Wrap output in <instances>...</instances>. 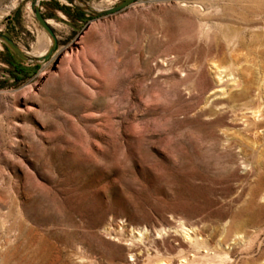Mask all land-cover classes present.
Listing matches in <instances>:
<instances>
[{
  "label": "rangeland",
  "instance_id": "obj_1",
  "mask_svg": "<svg viewBox=\"0 0 264 264\" xmlns=\"http://www.w3.org/2000/svg\"><path fill=\"white\" fill-rule=\"evenodd\" d=\"M39 5L48 61L16 81L0 42L12 264H264V0H139L98 19ZM0 32L51 45L31 0H0ZM213 64L233 78L220 92Z\"/></svg>",
  "mask_w": 264,
  "mask_h": 264
},
{
  "label": "water",
  "instance_id": "obj_2",
  "mask_svg": "<svg viewBox=\"0 0 264 264\" xmlns=\"http://www.w3.org/2000/svg\"><path fill=\"white\" fill-rule=\"evenodd\" d=\"M41 0H31V10L35 16L36 21L41 26V28L49 35L51 39V45L48 48L47 52L43 56H37L32 54L31 52L25 50L20 45H18L13 39L8 37L7 35L0 32V42L4 43L5 46L22 62L29 65L39 66L42 63L48 61L58 47V40L53 28L48 24L45 16L43 15L40 3ZM69 4L70 6L77 9L79 12L85 14L88 17L98 19L106 16H110L116 14L131 5L137 3L139 0H124L119 4L115 5L112 8L108 9H96L91 6L89 3L83 0H62Z\"/></svg>",
  "mask_w": 264,
  "mask_h": 264
},
{
  "label": "bare ground",
  "instance_id": "obj_3",
  "mask_svg": "<svg viewBox=\"0 0 264 264\" xmlns=\"http://www.w3.org/2000/svg\"><path fill=\"white\" fill-rule=\"evenodd\" d=\"M91 6H93L94 8H96V9H102L101 7H99V6H97V5H92V4H90ZM48 24H49V22H48ZM44 42V41H43ZM46 44V43H45ZM45 47V46H44ZM49 47V46H48ZM46 49V48H45ZM48 49V48H47ZM47 49L46 50H44L43 52H41V53H39V54H35V53H32V54H34V55H37V56H43V55H45V53L47 52ZM213 68H215L216 69V71L217 72H220V67L218 66V65H216V64H213ZM222 73H224V72H220L219 73V78H217V88L215 89V91L216 92H220L221 90H222V84L224 83V82H228V81H232V79L233 78H231V76L232 75H227V74H225L224 76H223V74ZM232 83H235V82H232ZM234 85V84H233ZM252 86V85H251ZM245 91H243V92H240V93H238V94H236V95H234V96H238L240 99H242V100H246L247 98H248V94L250 93V91L252 90L251 89V87L250 86H246L245 88ZM257 91H258V96H260L261 95V90H260V86H259V88L257 89ZM260 99V98H259ZM247 104L245 103V104H243V106H246ZM245 121H244V125H245ZM251 124V122L248 124V125H250ZM254 124V123H253ZM256 137V136H255ZM14 226V225H13ZM12 226V227H13ZM18 227V226H17ZM14 228V227H13ZM16 229V228H15ZM19 230V229H18ZM14 231V230H13ZM42 236V235H41ZM9 239H7L6 240V242L8 241ZM40 240V239H39ZM3 241V240H2ZM5 241V240H4ZM9 242V241H8ZM33 243V242H32ZM37 244V243H36ZM10 246V245H9ZM6 247V244H4V242H0V264H12V262L15 260V257L13 256V255H9L8 254V252L9 253H11L10 251H4V248ZM8 248V247H7ZM20 248V247H19ZM9 249V248H8ZM7 249V250H8ZM30 250V249H29ZM13 251V250H12ZM17 251V250H16ZM15 252V251H14ZM17 253V252H16ZM192 262V261H191ZM165 264V263H164ZM179 264H190L189 263V260L187 259V258H183L180 262H179Z\"/></svg>",
  "mask_w": 264,
  "mask_h": 264
},
{
  "label": "trees",
  "instance_id": "obj_4",
  "mask_svg": "<svg viewBox=\"0 0 264 264\" xmlns=\"http://www.w3.org/2000/svg\"><path fill=\"white\" fill-rule=\"evenodd\" d=\"M77 11V10H76ZM77 13L84 17L85 15L79 11H77ZM10 37V36H9ZM11 38V37H10ZM7 51L10 53V56L13 58L14 62L12 63H9L11 65V67L14 69V73L12 74L13 78L16 80V81H19V80H22L21 78H24L25 76H27L28 72L26 69V65L24 62H22L20 59H18L7 47H6ZM27 66H30L32 68H35L37 69L38 66L36 65H32V64H29Z\"/></svg>",
  "mask_w": 264,
  "mask_h": 264
}]
</instances>
